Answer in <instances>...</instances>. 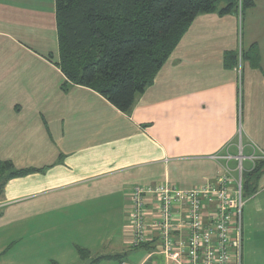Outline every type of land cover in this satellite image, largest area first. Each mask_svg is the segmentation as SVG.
<instances>
[{
  "label": "crops",
  "instance_id": "obj_1",
  "mask_svg": "<svg viewBox=\"0 0 264 264\" xmlns=\"http://www.w3.org/2000/svg\"><path fill=\"white\" fill-rule=\"evenodd\" d=\"M252 44L260 68L224 65ZM58 61L56 0H0V160L34 169L0 197V264H168L156 238L133 244L132 190L213 182L239 147L247 170L264 160V0L198 15L129 113L92 88L65 90ZM257 182L243 243L264 239V171Z\"/></svg>",
  "mask_w": 264,
  "mask_h": 264
},
{
  "label": "trees",
  "instance_id": "obj_2",
  "mask_svg": "<svg viewBox=\"0 0 264 264\" xmlns=\"http://www.w3.org/2000/svg\"><path fill=\"white\" fill-rule=\"evenodd\" d=\"M56 0L59 61L71 85L92 88L122 112L129 113L138 96L152 85L157 72L189 29L205 13L225 15L254 6V0ZM223 1V0H221ZM220 1V2H221ZM242 59L261 67L257 44L242 50ZM239 51H227L224 65L234 67ZM34 169H19L0 160V197L6 183ZM264 160L244 171L243 193L249 199L258 190ZM82 257L88 253L80 249Z\"/></svg>",
  "mask_w": 264,
  "mask_h": 264
},
{
  "label": "built area",
  "instance_id": "obj_3",
  "mask_svg": "<svg viewBox=\"0 0 264 264\" xmlns=\"http://www.w3.org/2000/svg\"><path fill=\"white\" fill-rule=\"evenodd\" d=\"M239 51L241 62L242 50ZM220 157L226 159L225 171L213 182L188 190L168 183L133 188L128 217L134 246L156 238L168 264H241L244 207L248 200L243 193L246 158L240 147L237 156ZM231 159L236 163L234 169L230 167ZM250 159L254 167L256 161ZM150 197L155 205L154 211L148 213Z\"/></svg>",
  "mask_w": 264,
  "mask_h": 264
},
{
  "label": "rangeland",
  "instance_id": "obj_4",
  "mask_svg": "<svg viewBox=\"0 0 264 264\" xmlns=\"http://www.w3.org/2000/svg\"><path fill=\"white\" fill-rule=\"evenodd\" d=\"M221 1V0H220ZM219 1V5L221 2ZM240 52V51H239ZM248 200L246 201V203ZM247 253V256H246ZM243 256H244V264H258L259 261L264 262V239L260 240H253V241H248L247 237L243 243V251H242V257H241V264L243 262ZM130 261L136 260L135 257L133 256H127ZM246 259V263H245ZM153 262L156 263H161L162 262V257H154Z\"/></svg>",
  "mask_w": 264,
  "mask_h": 264
},
{
  "label": "bare ground",
  "instance_id": "obj_5",
  "mask_svg": "<svg viewBox=\"0 0 264 264\" xmlns=\"http://www.w3.org/2000/svg\"><path fill=\"white\" fill-rule=\"evenodd\" d=\"M243 54V53H242Z\"/></svg>",
  "mask_w": 264,
  "mask_h": 264
}]
</instances>
